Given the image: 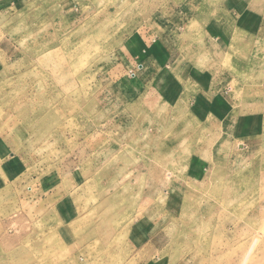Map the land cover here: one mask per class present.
<instances>
[{"label": "rangeland", "instance_id": "rangeland-1", "mask_svg": "<svg viewBox=\"0 0 264 264\" xmlns=\"http://www.w3.org/2000/svg\"><path fill=\"white\" fill-rule=\"evenodd\" d=\"M186 1L0 0V264H264V72L133 50Z\"/></svg>", "mask_w": 264, "mask_h": 264}, {"label": "crops", "instance_id": "crops-1", "mask_svg": "<svg viewBox=\"0 0 264 264\" xmlns=\"http://www.w3.org/2000/svg\"><path fill=\"white\" fill-rule=\"evenodd\" d=\"M170 12L134 32L132 38L133 50L142 46L144 52L146 48L145 62L159 60L163 68L170 62L164 69L167 77L173 72L184 73L183 79L189 80L182 84H192L198 95L205 85L210 89L215 83L212 74L223 60L240 59L231 72H264V0H187ZM229 64L233 66L232 61ZM223 71L230 81L225 63ZM234 83L238 82L233 79L231 85Z\"/></svg>", "mask_w": 264, "mask_h": 264}]
</instances>
